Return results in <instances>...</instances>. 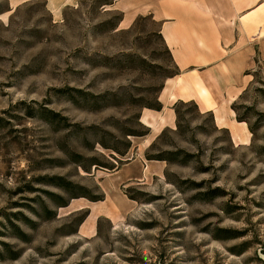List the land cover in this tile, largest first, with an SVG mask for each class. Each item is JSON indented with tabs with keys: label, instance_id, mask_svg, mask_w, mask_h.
I'll use <instances>...</instances> for the list:
<instances>
[{
	"label": "rangeland",
	"instance_id": "1",
	"mask_svg": "<svg viewBox=\"0 0 264 264\" xmlns=\"http://www.w3.org/2000/svg\"><path fill=\"white\" fill-rule=\"evenodd\" d=\"M112 1L0 0V264H264V58L231 105L242 143L191 104L151 131L177 71Z\"/></svg>",
	"mask_w": 264,
	"mask_h": 264
},
{
	"label": "crops",
	"instance_id": "2",
	"mask_svg": "<svg viewBox=\"0 0 264 264\" xmlns=\"http://www.w3.org/2000/svg\"><path fill=\"white\" fill-rule=\"evenodd\" d=\"M45 2L57 11L66 0ZM110 7L121 12L119 29L145 17L157 24L177 71L159 95L161 110L146 119L151 131V120L170 127L174 106L193 103L242 143L247 128L231 105L250 83L255 57L264 58V0H113Z\"/></svg>",
	"mask_w": 264,
	"mask_h": 264
},
{
	"label": "trees",
	"instance_id": "3",
	"mask_svg": "<svg viewBox=\"0 0 264 264\" xmlns=\"http://www.w3.org/2000/svg\"><path fill=\"white\" fill-rule=\"evenodd\" d=\"M175 75H177V72L173 75V76H175ZM188 104H191V105H194V106H196L195 104H193V103H183V102H179V103H177L175 106H174V113H175V117H176V123H175V125L177 126V120L179 119V111H178V107L179 106H184V105H188ZM161 105L159 104L156 108H151V109H153V110H155V111H160L161 110ZM233 110L235 111V108H233ZM236 112V111H235ZM207 114H209L210 116H212L210 113H207ZM213 118V117H212ZM49 121H53L52 119L53 118H51V117H49V118H47ZM238 122H245L244 120H242V119H240V118H238L237 117V119H236ZM148 160H151V161H166V159H163V158H161V157H158V158H149ZM118 169V168H117ZM116 169V170H117ZM54 182H53V185L55 186V187H57V188H59V189H61V190H63L64 192H67L68 194H69V196H70V198L71 199H75V198H77V194H73L72 192H71V189L74 187V185L71 183V182H69V181H66L65 179H63V178H55L54 180H53ZM80 197H84L85 198V196H80ZM49 198L50 199H52L53 200V198H55V200H53L54 201V203L56 204V206L57 207H59V208H65V207H67L68 206V204H69V201L68 200H66V199H64V198H62V197H58V196H54V195H49ZM91 202H98V201H102V198H91V199H89ZM47 213H50V215L51 216H49V218L48 219H51V218H53L54 216H55V212H50V211H48ZM86 218V216H84V217H82V219L79 221V225L84 221V219ZM11 227H12V229L14 230V229H16V227L14 226V225H11ZM14 231H16L15 232V234H16V236L17 237H22L23 238V235L22 234H20V232L18 231V230H14ZM21 238V239H22ZM16 257L15 256H13L12 257V259H15Z\"/></svg>",
	"mask_w": 264,
	"mask_h": 264
}]
</instances>
